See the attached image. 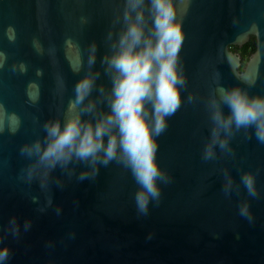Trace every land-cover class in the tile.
Segmentation results:
<instances>
[{"label":"water","instance_id":"95a60500","mask_svg":"<svg viewBox=\"0 0 264 264\" xmlns=\"http://www.w3.org/2000/svg\"><path fill=\"white\" fill-rule=\"evenodd\" d=\"M0 264H264V0H0Z\"/></svg>","mask_w":264,"mask_h":264},{"label":"trees","instance_id":"16d2710c","mask_svg":"<svg viewBox=\"0 0 264 264\" xmlns=\"http://www.w3.org/2000/svg\"><path fill=\"white\" fill-rule=\"evenodd\" d=\"M255 49H256V41H255V38L254 37H252L251 40H250V42H248L242 48H239V47H231V50L233 52H236L237 54H239L242 57V59H243V66L241 68V71L243 70L246 62L251 57V54L254 53Z\"/></svg>","mask_w":264,"mask_h":264}]
</instances>
